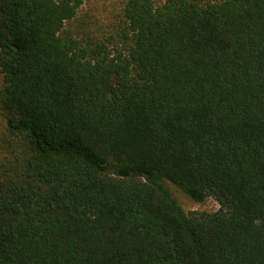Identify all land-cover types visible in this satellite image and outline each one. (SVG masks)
<instances>
[{
	"label": "trees",
	"instance_id": "obj_1",
	"mask_svg": "<svg viewBox=\"0 0 264 264\" xmlns=\"http://www.w3.org/2000/svg\"><path fill=\"white\" fill-rule=\"evenodd\" d=\"M83 4L0 0V264H264V0Z\"/></svg>",
	"mask_w": 264,
	"mask_h": 264
},
{
	"label": "rangeland",
	"instance_id": "obj_2",
	"mask_svg": "<svg viewBox=\"0 0 264 264\" xmlns=\"http://www.w3.org/2000/svg\"><path fill=\"white\" fill-rule=\"evenodd\" d=\"M84 4L79 10L77 17L67 23L64 37L77 38L82 41H109L114 47L123 49L126 46L125 33L127 24L124 9L128 0H83ZM158 4L165 0H155ZM199 3H208L220 0H195ZM3 79L0 74V86ZM9 133L5 129L4 115L0 110V160L8 157L10 153L8 138ZM173 195L178 200L186 213L205 211L217 212L220 205L214 199H209L204 204H197L190 200L177 188L170 185Z\"/></svg>",
	"mask_w": 264,
	"mask_h": 264
}]
</instances>
